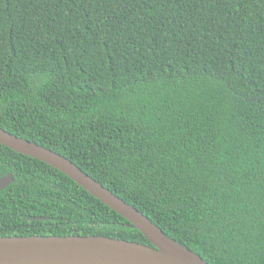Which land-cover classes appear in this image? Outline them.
<instances>
[{"label": "trees", "instance_id": "16d2710c", "mask_svg": "<svg viewBox=\"0 0 264 264\" xmlns=\"http://www.w3.org/2000/svg\"><path fill=\"white\" fill-rule=\"evenodd\" d=\"M0 127L52 149L210 264H264V0H0ZM0 237L151 244L0 144Z\"/></svg>", "mask_w": 264, "mask_h": 264}, {"label": "water", "instance_id": "95a60500", "mask_svg": "<svg viewBox=\"0 0 264 264\" xmlns=\"http://www.w3.org/2000/svg\"><path fill=\"white\" fill-rule=\"evenodd\" d=\"M0 144L60 170L90 194L125 217L151 244L104 235L0 237V264H210L169 237L147 215L82 170L66 156L0 127ZM14 180L0 178V190Z\"/></svg>", "mask_w": 264, "mask_h": 264}]
</instances>
